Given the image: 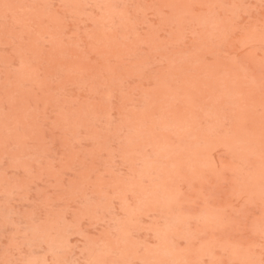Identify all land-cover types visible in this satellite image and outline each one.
<instances>
[{
  "label": "rangeland",
  "instance_id": "rangeland-1",
  "mask_svg": "<svg viewBox=\"0 0 264 264\" xmlns=\"http://www.w3.org/2000/svg\"><path fill=\"white\" fill-rule=\"evenodd\" d=\"M0 264H264V0H0Z\"/></svg>",
  "mask_w": 264,
  "mask_h": 264
}]
</instances>
